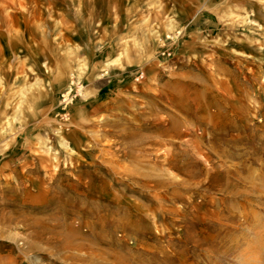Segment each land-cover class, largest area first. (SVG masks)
I'll use <instances>...</instances> for the list:
<instances>
[{
	"label": "rangeland",
	"instance_id": "374dc122",
	"mask_svg": "<svg viewBox=\"0 0 264 264\" xmlns=\"http://www.w3.org/2000/svg\"><path fill=\"white\" fill-rule=\"evenodd\" d=\"M123 257L264 260V0H0V264Z\"/></svg>",
	"mask_w": 264,
	"mask_h": 264
},
{
	"label": "bare ground",
	"instance_id": "6f19581e",
	"mask_svg": "<svg viewBox=\"0 0 264 264\" xmlns=\"http://www.w3.org/2000/svg\"><path fill=\"white\" fill-rule=\"evenodd\" d=\"M108 64H110V62H108V63H106V65L108 66ZM130 73H132V71H130ZM143 77V76H142ZM135 80H139V79H135ZM81 87V86H80ZM79 90H81V89H79ZM78 90V91H79ZM70 91H67L66 93H69ZM184 99H186L187 100V98H184ZM215 103H217L215 100L214 101H210V102H208V104H207V106H209V108L211 107V106H213V104H215ZM175 105H176V107L180 110V111H182V112H185L186 114H193L195 111H196V109H197V107H192L191 106V104L189 103V102H187V103H185L184 101H178V102H175ZM216 105V104H215ZM218 108H219V106H218ZM206 109V107H204V110ZM206 111V110H205ZM177 126V122H174V121H171V127H172V130L174 131V128ZM178 132H175V134H177ZM188 133V131L187 130H185V134H187ZM140 141H143V140H140ZM123 260H125V258L123 257L122 258V262H119V264H123V262L125 263L126 261H123ZM138 263V262H137ZM127 264H133V262L131 261V260H129V262H127ZM261 264H264V260L263 261H261Z\"/></svg>",
	"mask_w": 264,
	"mask_h": 264
},
{
	"label": "crops",
	"instance_id": "0c3cea01",
	"mask_svg": "<svg viewBox=\"0 0 264 264\" xmlns=\"http://www.w3.org/2000/svg\"><path fill=\"white\" fill-rule=\"evenodd\" d=\"M202 22L203 23H209V19L207 18H204L202 19ZM120 81H123V77L121 79H117V80H113L112 78H107L106 79V83L104 84L103 87H99V89L96 90V94H100L101 92L100 91H104L105 89H109L111 88L112 86H115V83L117 82H120Z\"/></svg>",
	"mask_w": 264,
	"mask_h": 264
},
{
	"label": "built area",
	"instance_id": "2783aa9c",
	"mask_svg": "<svg viewBox=\"0 0 264 264\" xmlns=\"http://www.w3.org/2000/svg\"><path fill=\"white\" fill-rule=\"evenodd\" d=\"M163 54V53H162ZM142 76H143V72L141 73V75H140V78H142ZM64 97H65V99H64V101L65 102H67V101H70L71 99L69 98V95H68V93L67 94H65L64 95Z\"/></svg>",
	"mask_w": 264,
	"mask_h": 264
}]
</instances>
